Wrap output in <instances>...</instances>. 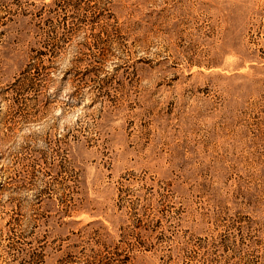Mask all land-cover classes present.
<instances>
[{
    "label": "rangeland",
    "instance_id": "obj_1",
    "mask_svg": "<svg viewBox=\"0 0 264 264\" xmlns=\"http://www.w3.org/2000/svg\"><path fill=\"white\" fill-rule=\"evenodd\" d=\"M0 264H264V0H0Z\"/></svg>",
    "mask_w": 264,
    "mask_h": 264
}]
</instances>
